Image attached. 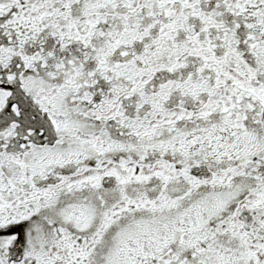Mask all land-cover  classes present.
<instances>
[{"label":"snow or ice","instance_id":"obj_1","mask_svg":"<svg viewBox=\"0 0 264 264\" xmlns=\"http://www.w3.org/2000/svg\"><path fill=\"white\" fill-rule=\"evenodd\" d=\"M0 264H264V0H0Z\"/></svg>","mask_w":264,"mask_h":264}]
</instances>
